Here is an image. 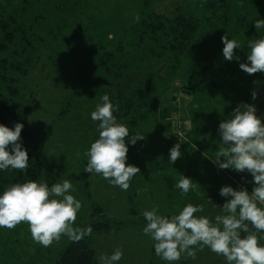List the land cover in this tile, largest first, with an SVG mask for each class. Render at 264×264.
Returning a JSON list of instances; mask_svg holds the SVG:
<instances>
[{
	"label": "rangeland",
	"instance_id": "374dc122",
	"mask_svg": "<svg viewBox=\"0 0 264 264\" xmlns=\"http://www.w3.org/2000/svg\"><path fill=\"white\" fill-rule=\"evenodd\" d=\"M21 1L0 0V12H8ZM68 1L75 3L74 7L52 12L54 7L62 9ZM139 1L62 0L49 3V11L47 0H32L37 3L35 14L40 15V20L38 34L31 41L30 52L35 62L22 82L23 91L29 98L33 97L28 124L41 142L42 162L65 167L55 183L71 180L75 191L68 194L82 203L74 226L85 227L94 220L110 224L106 231L89 237V245L99 264L101 255L111 256L117 248L123 256L116 264H168L155 254V242L143 233L147 223L142 215L144 210L156 207L158 214L170 218L191 203L203 208L195 214L197 217L205 216L215 223V216L226 214L222 207L230 199L220 195L222 187L246 189L249 194L255 187L250 173L220 169L213 159L222 142L219 124L231 119L238 106L254 105L256 115L264 123V77L261 79L255 74L247 80L239 66L243 61L250 63L247 60L248 41L264 37V28L255 27V21L264 20V0H236L235 6L223 14L225 29L220 26L218 30H226L230 39L240 33L249 40L236 39L240 48L234 50L232 61L237 71L232 69L231 78L229 67L228 74L220 76L221 83L222 77L226 80L215 96L194 94V89L189 90L187 76L198 50L180 65L175 89H169L166 97L168 89L158 92L149 120L142 129L145 138L140 148L137 151L129 149L127 153L126 164L140 169L131 179L128 190L113 186L99 174L84 171L88 163L85 153L99 138V122L91 119V113L102 103L103 96L92 83L95 65L104 52L127 39V30L134 22ZM182 1L148 0L155 11L167 15ZM192 6L198 14L200 9ZM233 13H237L236 17ZM126 49L123 46V50ZM229 62L226 60L227 64ZM254 91L257 93L255 100L252 99ZM173 110H177L176 114ZM204 114L211 118L204 121L201 117ZM176 144H180L181 156L172 164L170 149ZM182 175L195 185L183 194L176 187ZM41 181L42 178L37 182ZM96 207H101L102 212L92 214ZM249 228L254 231L251 225ZM244 235L242 232L241 236ZM257 235L260 245L264 246V233ZM70 242L67 235H62L59 241L43 247L33 241L26 223L13 229L0 228V264H61L60 256ZM180 261L184 264H228L223 256L207 247L203 251L197 247L195 259L182 254L173 264Z\"/></svg>",
	"mask_w": 264,
	"mask_h": 264
},
{
	"label": "clouds",
	"instance_id": "9594fccd",
	"mask_svg": "<svg viewBox=\"0 0 264 264\" xmlns=\"http://www.w3.org/2000/svg\"><path fill=\"white\" fill-rule=\"evenodd\" d=\"M136 20L139 21L138 15ZM255 27L264 28V20L255 21ZM221 40L224 59L232 61L234 50L240 48L239 43L227 35ZM248 46L247 60L250 63H241L240 68L249 75L264 73V37L249 40ZM256 96L254 91L252 99L255 100ZM114 111H118V106L114 107L105 94L102 103L91 113V119L99 122V138L85 153L88 163L84 171L99 174L113 186L126 191L140 169L126 164L129 129L117 122ZM23 127L21 123H16L14 129L0 124V170L24 171L28 168V152L18 142ZM219 133L222 142L213 162L220 169L247 171L252 175L255 187L251 194L246 189L222 187L220 195L230 199L222 207L226 214L215 216V223L205 216L197 217L195 214L202 212L203 208L191 203L170 218L158 214L156 207L144 210L142 215L147 223L143 233L155 242V254L168 264L179 261L182 254L195 259L197 247L199 251L207 247L223 256L228 264H264V246L260 245L257 235L264 233V207L258 206H264V123L256 115L254 105L243 104L233 111L231 119L219 124ZM144 138L143 134L136 133L129 142L134 145ZM180 156V144H176L170 149L169 161L173 164ZM176 187L183 194L195 185L182 175ZM70 191L75 189L69 179L51 187L46 182L32 180L11 185L0 195V228L13 229L26 223L33 241L43 247L59 241L62 235L79 242L90 236L93 229L91 226H74L82 203L68 194ZM242 232L246 234L243 237ZM122 256L123 252L117 248L111 256L101 255L99 260L101 264H116Z\"/></svg>",
	"mask_w": 264,
	"mask_h": 264
},
{
	"label": "trees",
	"instance_id": "16d2710c",
	"mask_svg": "<svg viewBox=\"0 0 264 264\" xmlns=\"http://www.w3.org/2000/svg\"><path fill=\"white\" fill-rule=\"evenodd\" d=\"M60 1L62 0H47L46 8L51 2ZM235 1L183 0L174 7L170 15L155 11L148 0L139 1L136 13L139 21L135 17L127 30V39L119 41L111 51L103 53L92 75V83L97 90L102 95L107 94L114 107L118 106V111H114L113 115L118 123L129 129V137L126 138L128 150L137 151L140 148L141 140H137L134 145L129 142L132 135L142 133L158 92L162 88L168 89L164 94L166 97L169 89H175L180 65L187 57L194 55L196 50L199 54L187 76L188 86L191 88L189 90L194 89V94L215 96L226 80V77H222L221 83L219 78L228 74L226 70L229 67L233 78L232 69L237 71V68L233 61L226 63L221 37L227 35L229 39L232 38L226 30L222 32V19L223 14L235 6ZM36 4L32 0H22L8 12H0V124L12 129L16 123L23 124L18 142L29 156V165L24 171L11 168L0 170V195L15 183L38 181L40 178L41 182H46L51 187L65 171L63 165L42 162L41 142L28 124L33 97L29 98V94L23 91L22 82L35 62L30 50L33 47L31 41L38 34L40 20V15L35 14ZM39 4L41 5L40 2ZM193 4L200 9L198 14L194 12ZM74 5L75 3L68 1L62 9L54 7L52 12L67 11ZM47 10L50 11L49 8ZM236 15L237 13H233V16ZM220 26L223 28L218 30ZM238 37H242L245 42L249 40L240 33L233 39ZM99 46L103 48L102 45ZM123 46L127 49L123 50ZM210 73H213L212 76L208 75ZM255 74L259 78L264 77V73ZM255 74L245 72L243 77L249 80ZM176 111L173 110V114ZM201 117L204 121L211 118L209 114ZM101 212L102 208L96 207L92 214ZM87 226L92 227V235L106 231L110 224L94 220L85 228ZM90 236H85L79 242L71 241L61 254L59 262L99 264L89 245ZM178 264L184 263L180 261Z\"/></svg>",
	"mask_w": 264,
	"mask_h": 264
}]
</instances>
